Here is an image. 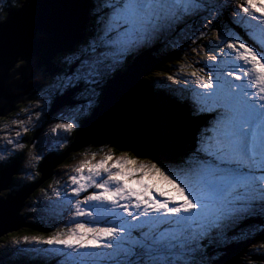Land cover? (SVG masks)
Here are the masks:
<instances>
[{
	"label": "snow or ice",
	"instance_id": "6c2138e0",
	"mask_svg": "<svg viewBox=\"0 0 264 264\" xmlns=\"http://www.w3.org/2000/svg\"><path fill=\"white\" fill-rule=\"evenodd\" d=\"M17 199L0 264H264V0H0Z\"/></svg>",
	"mask_w": 264,
	"mask_h": 264
},
{
	"label": "trees",
	"instance_id": "16d2710c",
	"mask_svg": "<svg viewBox=\"0 0 264 264\" xmlns=\"http://www.w3.org/2000/svg\"><path fill=\"white\" fill-rule=\"evenodd\" d=\"M159 91H162V89H159ZM49 213L50 212L42 210L39 213H37V216L34 220L31 216L26 215V212L21 211L22 219L25 220L26 223L28 222L30 226L22 228L19 231L31 235V234H35L36 232H41L51 229L53 222L47 221L48 219L52 218L51 214ZM12 261H14L13 264H41V262L37 260L34 256L30 260H20L16 257H13ZM48 264H51V261H49Z\"/></svg>",
	"mask_w": 264,
	"mask_h": 264
},
{
	"label": "water",
	"instance_id": "95a60500",
	"mask_svg": "<svg viewBox=\"0 0 264 264\" xmlns=\"http://www.w3.org/2000/svg\"><path fill=\"white\" fill-rule=\"evenodd\" d=\"M25 201H21L17 199L13 207L18 209L17 212H15L10 218L0 221V231L4 229H12V230H21L22 228L29 227V225L25 224L24 220L20 218L21 216V210L23 209V204Z\"/></svg>",
	"mask_w": 264,
	"mask_h": 264
},
{
	"label": "rangeland",
	"instance_id": "374dc122",
	"mask_svg": "<svg viewBox=\"0 0 264 264\" xmlns=\"http://www.w3.org/2000/svg\"><path fill=\"white\" fill-rule=\"evenodd\" d=\"M158 91H159V88L157 89ZM24 209V208H23ZM21 210L22 212H26V210ZM20 218H22L21 216H20ZM48 222H53V217L51 218V219H48L47 220ZM24 222H25V220H24ZM25 224H27V225H29L30 226V224H28V222L26 223L25 222ZM38 247H45V246H38ZM3 259V261H4V264H6V262H8V263H10V264H13V262L14 261H12V258L10 259V258H8V257H3L2 258Z\"/></svg>",
	"mask_w": 264,
	"mask_h": 264
}]
</instances>
